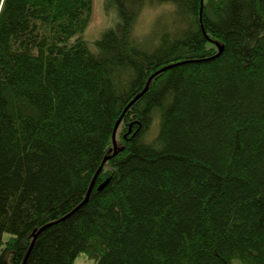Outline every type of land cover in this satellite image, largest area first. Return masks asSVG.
<instances>
[{
    "label": "trees",
    "instance_id": "obj_1",
    "mask_svg": "<svg viewBox=\"0 0 264 264\" xmlns=\"http://www.w3.org/2000/svg\"><path fill=\"white\" fill-rule=\"evenodd\" d=\"M93 9L0 0V264H264V0Z\"/></svg>",
    "mask_w": 264,
    "mask_h": 264
},
{
    "label": "rangeland",
    "instance_id": "obj_2",
    "mask_svg": "<svg viewBox=\"0 0 264 264\" xmlns=\"http://www.w3.org/2000/svg\"><path fill=\"white\" fill-rule=\"evenodd\" d=\"M171 10V8L168 6L164 5H155V4H150L148 6H145L144 9L142 10V13L140 17L138 18L137 26H136V34L145 36L149 31L150 35L157 25V13L160 10ZM106 24V15L103 9V0H94V9L92 12V17L90 20V23L85 31V34L88 38H94L98 31ZM155 33V32H154ZM154 35V34H153ZM156 123V124H155ZM157 125V127L153 128V125ZM154 124H152L151 131L149 133H156V130L158 128V123L157 120L154 121ZM150 136L153 137L155 135ZM9 233L4 234V240H7L10 238ZM94 260L90 259L86 253H81L75 260L74 264H94ZM233 264H242L239 260H234Z\"/></svg>",
    "mask_w": 264,
    "mask_h": 264
},
{
    "label": "water",
    "instance_id": "obj_3",
    "mask_svg": "<svg viewBox=\"0 0 264 264\" xmlns=\"http://www.w3.org/2000/svg\"><path fill=\"white\" fill-rule=\"evenodd\" d=\"M171 65H169V66H166V67H163L162 69H160L159 71H158V73L159 72H161V71H163V70H166L167 68H169ZM152 78L153 77H150V79H149V81H148V83H147V85H146V87L130 102V104L128 105V107H130V105L133 103V102H135L140 96H142L146 91H147V89H148V87H149V84H150V81L152 80ZM121 120H122V117L117 121V123H116V126H115V130H114V133H113V140H114V142H115V148H117V144H116V132H117V128H118V126H119V124H120V122H121ZM101 170V168L99 169V171ZM88 196H89V194L87 195V197H86V199H85V201H84V203L87 201V199H88ZM48 225H45L44 227H42L38 232H37V234L35 235V237H34V240H33V242H32V245L34 244V242H35V240H36V237H37V235L44 229V228H46ZM31 248V247H30Z\"/></svg>",
    "mask_w": 264,
    "mask_h": 264
},
{
    "label": "bare ground",
    "instance_id": "obj_4",
    "mask_svg": "<svg viewBox=\"0 0 264 264\" xmlns=\"http://www.w3.org/2000/svg\"><path fill=\"white\" fill-rule=\"evenodd\" d=\"M202 2H203V0H202ZM164 5V4H163ZM169 5V4H168ZM166 3H165V6H168ZM148 6V5H147ZM169 7H171V5L169 6ZM166 9V8H165ZM134 32L136 33V27L134 28ZM167 66H169V65H167ZM164 67H166V66H164ZM163 67H161V68H159L158 70H156L154 73H152L151 74V76L150 77H155V75L158 73V71L160 70V69H162ZM150 79V78H149ZM149 81V80H148ZM135 98V97H134ZM134 103V102H133ZM130 104V103H129ZM156 124V123H155ZM155 124L153 125V128H155V127H157V125L155 126ZM116 126V125H115ZM118 129V128H117ZM158 129H159V124H158V128H157V130L156 131H158ZM114 130H115V128H114ZM106 160H107V157L104 159V161L102 162V165H101V169L103 168V166H104V164H105V162H106Z\"/></svg>",
    "mask_w": 264,
    "mask_h": 264
}]
</instances>
